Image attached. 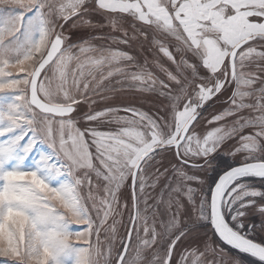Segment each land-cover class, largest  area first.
<instances>
[{
  "label": "snow or ice",
  "instance_id": "6c2138e0",
  "mask_svg": "<svg viewBox=\"0 0 264 264\" xmlns=\"http://www.w3.org/2000/svg\"><path fill=\"white\" fill-rule=\"evenodd\" d=\"M0 5V264H208L212 236L251 258L232 264H264V0ZM65 25L109 31L72 43ZM139 37L175 71L120 47ZM118 92L155 112L109 104ZM246 128L238 165L213 184L195 174Z\"/></svg>",
  "mask_w": 264,
  "mask_h": 264
},
{
  "label": "rangeland",
  "instance_id": "374dc122",
  "mask_svg": "<svg viewBox=\"0 0 264 264\" xmlns=\"http://www.w3.org/2000/svg\"><path fill=\"white\" fill-rule=\"evenodd\" d=\"M0 7H4V6L0 5ZM92 19L93 21H97L100 19V17L93 16ZM70 24L71 21L69 22V25ZM69 25H65L64 34L70 38L68 42H72V43L78 42L81 39H90L93 34L106 33L109 31L108 28L70 29ZM113 34L120 35V33H113ZM95 43H100V41H95ZM112 46L116 47V45H112ZM120 47L126 51H129L130 54L137 56L138 59L141 60V62H143V60L146 58L150 66L152 65L153 59L160 58L162 62L165 64V66L169 68V70L175 71V65H172L169 61H167L166 58H163L162 54H159L156 49L151 48L149 42L144 40L143 37H139L138 40L132 41L130 46L120 45ZM172 50L174 51V49ZM153 71L156 72L157 75H160L161 78H166L163 76V73H160L158 71V69L153 67ZM252 71H256L255 67L252 68ZM257 74L264 76V73L258 72ZM116 86L119 87L118 85ZM256 87H259V84H257ZM230 91L231 89H229L228 93L223 94V96L221 97V101L215 102L216 98L214 97L213 101H210L208 102V104L205 105L204 109L201 110L204 113V119L200 120L199 124L197 125V132L203 133L206 130H211L213 127L216 126L214 124H208L207 120L211 119L213 115H215L217 112L223 110V108L228 106L227 104L223 103V100L227 98V95L230 94ZM110 95L113 97V99L110 100L108 103L114 106H120L123 104L131 103L136 107L142 108L144 111L151 110L152 112H155V107L158 103L149 94H144L143 97H141L140 94H132V93H124V92L112 93ZM96 99L99 101V97H96ZM104 106L105 104L102 101L92 105L93 108H102ZM81 110L86 111L87 105H83ZM220 123H225V121H221ZM252 132H253L252 129L246 128L244 129L243 133L234 136L232 139L225 140L224 143H222L219 146L217 151L211 154L210 159L214 161L213 166L209 168L207 172H196L195 174L205 179L208 184H213L216 180H218L220 174L228 170L230 167L238 165L242 161L244 153H235V155H233L232 153L235 152L236 147H239V135L251 134ZM193 187H196V185L193 184ZM245 219L248 224L260 225L262 222L261 214L256 210V208L249 209V215ZM123 221L124 223H127L126 211L123 217ZM109 223H111V221H109ZM73 227L78 229H83L85 226L74 225ZM124 231H125L124 228L120 227L119 234L123 236ZM255 236L256 239L258 240L262 238V234L259 232V228L256 229ZM103 238H104V234L102 232L101 239L103 240ZM211 238L213 241H215V244L213 245V247L215 248V252H210L207 254L206 259L208 261V264H232V259L236 256H240L245 261L251 259L243 254L238 253L236 250L230 249L222 241H219L218 237L212 236ZM187 243L188 242L185 241L184 244L178 245V247L175 249L176 255L174 256V259L178 258L179 253L182 251L183 247ZM221 249H223V251H221Z\"/></svg>",
  "mask_w": 264,
  "mask_h": 264
},
{
  "label": "trees",
  "instance_id": "16d2710c",
  "mask_svg": "<svg viewBox=\"0 0 264 264\" xmlns=\"http://www.w3.org/2000/svg\"><path fill=\"white\" fill-rule=\"evenodd\" d=\"M227 247H229L228 245H226ZM230 248V247H229ZM231 249V248H230ZM234 250V249H233ZM244 255V254H243Z\"/></svg>",
  "mask_w": 264,
  "mask_h": 264
}]
</instances>
